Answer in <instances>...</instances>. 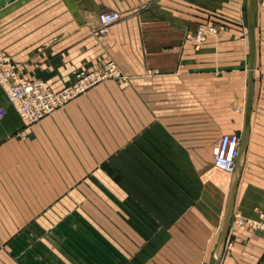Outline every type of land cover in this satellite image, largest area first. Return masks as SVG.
I'll list each match as a JSON object with an SVG mask.
<instances>
[{
    "label": "crops",
    "instance_id": "crops-1",
    "mask_svg": "<svg viewBox=\"0 0 264 264\" xmlns=\"http://www.w3.org/2000/svg\"><path fill=\"white\" fill-rule=\"evenodd\" d=\"M108 12L120 20L94 34ZM210 25L214 36L188 38ZM253 38L248 137L217 264H264L258 0ZM0 50L53 91L106 61L124 77L31 124L0 88V264H209L232 180L211 152L243 125L246 0L4 1Z\"/></svg>",
    "mask_w": 264,
    "mask_h": 264
},
{
    "label": "built area",
    "instance_id": "built-area-1",
    "mask_svg": "<svg viewBox=\"0 0 264 264\" xmlns=\"http://www.w3.org/2000/svg\"><path fill=\"white\" fill-rule=\"evenodd\" d=\"M151 1V0H150ZM260 8L264 10V0H258ZM120 20L116 13H100L97 15L98 27L94 34L104 35L109 27ZM217 28L198 26L193 35L188 36L195 43H202L207 36H214ZM71 82L58 91H53L40 80H26L19 77L15 65L9 57L0 50V88L5 95L7 103L12 107L18 118L31 124L46 117L54 110L63 107L87 90L106 80L121 81L124 77L118 68L106 61L100 68L90 71H75L71 75ZM4 112L0 109V118ZM239 146V135L222 134L212 148V164L215 168L227 175L234 169V161ZM236 225L249 229L259 227L249 220L234 221Z\"/></svg>",
    "mask_w": 264,
    "mask_h": 264
},
{
    "label": "water",
    "instance_id": "water-1",
    "mask_svg": "<svg viewBox=\"0 0 264 264\" xmlns=\"http://www.w3.org/2000/svg\"><path fill=\"white\" fill-rule=\"evenodd\" d=\"M4 1H10V0H0V3H3ZM246 26H247V38H248V57H247V86H246L245 104L243 110V125L239 139L238 152L236 159L234 161L232 180L230 182L225 209L223 212L221 229H220L215 252L211 257L209 264H217L223 250V246L228 231L230 216H231L234 191H235L238 175L240 172L242 157L247 143L249 116H250L252 93H253V68H254L253 0H246Z\"/></svg>",
    "mask_w": 264,
    "mask_h": 264
},
{
    "label": "rangeland",
    "instance_id": "rangeland-1",
    "mask_svg": "<svg viewBox=\"0 0 264 264\" xmlns=\"http://www.w3.org/2000/svg\"><path fill=\"white\" fill-rule=\"evenodd\" d=\"M124 80V79H123ZM123 80H121V81H123ZM106 81H115V82H120V81H116V80H106Z\"/></svg>",
    "mask_w": 264,
    "mask_h": 264
}]
</instances>
